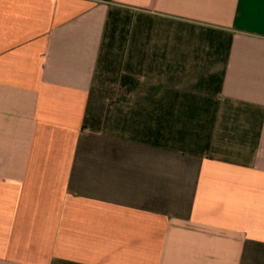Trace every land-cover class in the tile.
I'll use <instances>...</instances> for the list:
<instances>
[{
  "label": "crops",
  "instance_id": "obj_1",
  "mask_svg": "<svg viewBox=\"0 0 264 264\" xmlns=\"http://www.w3.org/2000/svg\"><path fill=\"white\" fill-rule=\"evenodd\" d=\"M0 264H264V0H0Z\"/></svg>",
  "mask_w": 264,
  "mask_h": 264
}]
</instances>
